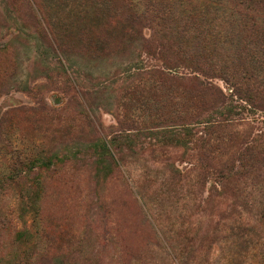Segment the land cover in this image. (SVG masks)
Wrapping results in <instances>:
<instances>
[{"label": "rangeland", "instance_id": "1", "mask_svg": "<svg viewBox=\"0 0 264 264\" xmlns=\"http://www.w3.org/2000/svg\"><path fill=\"white\" fill-rule=\"evenodd\" d=\"M52 6L56 21L65 23L69 7L57 1ZM256 10L264 12L260 6ZM139 50L135 44L105 57L71 50L59 54L77 87L90 92L84 105L93 115V126L74 121V142L105 138L122 175L95 164L89 151L81 152L82 161L34 167L40 190L31 238L19 236L24 227L20 215L28 210L20 196L23 182L11 187L0 182V264H264V109L233 95L247 117L241 129L250 134L253 162L237 160V155L228 162V153H203L196 144L173 147L169 137L150 138L146 130L130 132L136 144L129 150L117 117L123 114L121 87L136 67L150 62ZM54 67L59 60L42 41L24 3L0 0V124L11 130L12 146L28 150L34 159L56 161V155L69 153L49 123L58 120L41 115L38 124L26 110L11 111L7 120L5 116L16 107L36 105L27 85L41 93L47 106L61 110L62 117L71 115L75 100L68 99L71 91L50 82ZM239 77L242 97L253 89L260 91L257 98L264 97V66L241 71ZM213 82L225 94L232 93L231 79L215 77ZM193 128L205 136L203 124ZM152 143L163 145L164 152L154 150ZM3 153L0 148V171L7 164ZM218 169L223 172L216 173ZM226 172L231 179L223 190ZM231 201L247 205L253 227L245 237L248 243L233 241L224 231L220 213ZM25 220L30 226L29 215Z\"/></svg>", "mask_w": 264, "mask_h": 264}, {"label": "trees", "instance_id": "2", "mask_svg": "<svg viewBox=\"0 0 264 264\" xmlns=\"http://www.w3.org/2000/svg\"><path fill=\"white\" fill-rule=\"evenodd\" d=\"M21 1L31 13L42 41L59 60V67H54L50 74V82L71 91L68 99L75 102L73 113L62 117L61 110L47 106L41 93L27 85L36 105L16 107L5 116L7 120L13 116L11 111L26 110L38 124L41 115L58 120L55 125L49 123L54 132H59L63 148L69 153L56 155V161L34 159L28 150L13 147L9 139L11 130L0 124V136L5 135L0 148L4 149L7 162L0 171V182L2 187L23 182L20 196L23 205L28 206L20 215L24 227L19 236L31 238L30 229L36 223L40 177L34 167L49 169L56 162L82 161L81 152L89 151L95 164L105 165L108 170L115 168L122 175L105 138L95 135L91 141L74 142V121L93 126V115L84 105L90 92L77 87L59 58V54L69 50L105 57L115 49L130 50L137 44L139 52L150 60L136 67L120 90L124 106L122 117H117V127L129 150L136 144L130 132L146 130L150 138L169 137L173 147L196 144L203 153H228V162L235 155L240 161L246 158L254 161L248 152L254 149L252 141H247L250 134L241 129L247 124L244 107L237 105L233 95L256 109H264V97L256 96L260 91L253 89L248 96H241L239 77L241 71L252 73L258 66H264V12L259 14L256 10L258 6L264 10V0H50L49 5L45 0ZM54 1L66 9L69 7L65 23L54 18ZM66 37L77 43L66 42L63 40ZM215 77L231 79L232 93L225 94L213 82ZM260 84L264 88V80ZM199 124L204 125L205 136L193 131ZM151 145L154 150L164 152L163 145ZM215 172L221 174L223 170ZM221 178L224 190L231 173H223ZM155 205L160 211L159 204ZM245 208L247 205L231 201L220 213V218L226 221L227 236L241 244L248 243L245 237L253 228ZM25 215L32 219L31 227H27Z\"/></svg>", "mask_w": 264, "mask_h": 264}]
</instances>
